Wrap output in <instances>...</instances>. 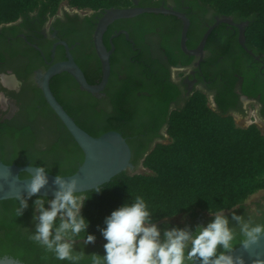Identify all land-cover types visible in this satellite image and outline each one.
Wrapping results in <instances>:
<instances>
[{
  "label": "flooded vegetation",
  "instance_id": "af4514ba",
  "mask_svg": "<svg viewBox=\"0 0 264 264\" xmlns=\"http://www.w3.org/2000/svg\"><path fill=\"white\" fill-rule=\"evenodd\" d=\"M134 5L166 7L186 14L190 20V49L199 45L216 17L222 16L201 0H136ZM105 10L67 4L54 14L37 9L0 24V162L23 154L22 147L14 146L12 135L28 129L43 132L45 140L39 145L45 152L41 154L45 161L42 165L49 173L70 175L82 163V149L46 101L40 81L53 64L68 59L67 51L88 83L95 85L101 81L102 64L95 49L94 33ZM149 15L117 19L108 25L103 43L111 52V72L99 93L82 89L66 71L54 75L49 82L55 97L83 129L95 127L100 134L114 130L126 138L134 168L125 172L132 174L146 169L139 157L156 144L168 141L171 113L197 92L207 95L212 109L224 110L234 119L238 117L242 124L249 120L264 123V53L250 47L247 39L244 45L240 43L238 25L243 26L246 37L249 20L231 16L233 23L216 26L201 59L182 50L181 18L162 13ZM48 118L54 121L53 129L46 126ZM51 131L56 137L48 135ZM53 142H58V146L49 150ZM26 151L38 150L29 147ZM30 162L23 165H40ZM220 213L228 217L230 227L236 226V237L239 230L231 219L233 214L264 221V207L251 212L243 204ZM212 218L213 213L197 210L180 220L165 218L155 224L162 236L172 227L194 232ZM105 242L89 244L104 254ZM219 252L218 247L215 254Z\"/></svg>",
  "mask_w": 264,
  "mask_h": 264
},
{
  "label": "trees",
  "instance_id": "16d2710c",
  "mask_svg": "<svg viewBox=\"0 0 264 264\" xmlns=\"http://www.w3.org/2000/svg\"><path fill=\"white\" fill-rule=\"evenodd\" d=\"M63 1L0 0V24L15 21L37 9L54 14ZM66 1L72 7L93 10L124 8L133 4V0ZM201 1L210 5L218 15L249 20L247 42L256 51L264 53V0ZM145 14L150 16V13ZM47 122L46 126L53 129L54 121L48 118ZM86 130L93 136L100 134L95 127ZM42 133L27 129L13 134V144L22 147L23 154L5 163L16 161L23 165L31 161L42 165L45 162L41 156L45 152L39 145L45 140ZM48 135L56 137L54 131ZM168 135L167 142L156 144L139 157L143 158V165L151 174L124 171L102 185L99 191L84 192L87 199L81 214L88 221L85 236L71 237L76 241L72 242L73 255L83 254L80 260H56L52 253L30 239L38 223V219H34L38 217L34 201L37 198L51 199L40 196L28 197L27 207L20 216L16 215L18 201L15 198L0 200V258L8 256L25 264H90L91 254H104L86 242V235H94V241L105 240L101 232L105 218L137 195L144 197L151 212V222L156 223L195 210L210 213L230 210L242 206L251 195L264 190V133L256 124L238 126L226 111L212 109L203 92L195 93L183 107L171 113ZM56 146L58 142H53L49 150ZM29 147L38 151L28 153ZM26 175V172L20 173L21 178ZM239 245L238 235L232 249L221 248V252L213 257Z\"/></svg>",
  "mask_w": 264,
  "mask_h": 264
},
{
  "label": "clouds",
  "instance_id": "9594fccd",
  "mask_svg": "<svg viewBox=\"0 0 264 264\" xmlns=\"http://www.w3.org/2000/svg\"><path fill=\"white\" fill-rule=\"evenodd\" d=\"M47 172L43 165L28 171L27 196L19 192L15 195L17 216L27 207V198L47 184ZM6 176L0 173V179ZM66 176L56 175L54 183L59 187L52 199L34 201L38 212L34 219H38V223L30 239L52 253L56 260L75 262L83 254L73 255L70 240L72 236H85L88 221L81 209L87 197L84 192L77 193V179H65ZM99 190L98 186L95 191ZM231 219L238 225L240 244L245 249L264 237V222L236 214ZM104 225L101 229L106 241L104 255L91 254L90 264H209L218 247L230 250L236 238V226L230 227L228 217L220 212L213 213L212 220L206 226H197L194 232L172 227L161 236L156 224L151 222V212L141 195L111 211ZM85 239L92 242L95 237L87 234Z\"/></svg>",
  "mask_w": 264,
  "mask_h": 264
},
{
  "label": "water",
  "instance_id": "95a60500",
  "mask_svg": "<svg viewBox=\"0 0 264 264\" xmlns=\"http://www.w3.org/2000/svg\"><path fill=\"white\" fill-rule=\"evenodd\" d=\"M135 1L136 0H133V2ZM143 13L170 14L181 18L183 21L181 31L182 50L188 55H199L201 59L204 54L207 39L213 29L222 22L233 23L231 16H217L216 22L204 33L199 45L194 49H190L187 47L190 20L186 14L166 7H142L135 5L124 8L112 7L105 10L103 16L97 23L94 33L95 49L102 64V78L98 84L92 85L88 83L82 69L75 62L69 51H67V60L53 64L43 74L40 84L46 101L60 118L84 154V159L77 170L73 174L65 177V179H77V193L95 190L98 186L100 188L114 176L127 169H133L134 167L131 163V148L126 138L118 131L112 130L99 136H93L78 125L53 94L50 88V79L54 75L66 71L76 79L82 89L95 94L99 93L106 86L111 72V52L108 51L103 43L104 32L108 25L117 19L131 18ZM245 24L247 25L248 23ZM238 26L240 28V43L244 45L246 39L245 29L240 24ZM63 44L68 49L67 44L65 42H63ZM235 122L241 127H247L251 123H254L249 120L246 124H242V121L238 117H235ZM256 125L264 133V123L259 121ZM34 167L33 165H17L0 162V173L7 174L6 179H0V200L13 199L15 198L16 192H19L23 196H27L25 185L28 183V179L27 177L21 178L20 173L34 171ZM46 175L47 184L33 196L52 199L59 186L54 183L55 174L47 172ZM245 206L251 212L259 207H264V197ZM237 257H240L241 260H237ZM241 262L242 264H264V237H261L256 243L251 244L247 249L240 244L235 249L219 257L210 258L209 260V264H241ZM0 264L25 263L12 257L4 256L0 258Z\"/></svg>",
  "mask_w": 264,
  "mask_h": 264
},
{
  "label": "rangeland",
  "instance_id": "374dc122",
  "mask_svg": "<svg viewBox=\"0 0 264 264\" xmlns=\"http://www.w3.org/2000/svg\"><path fill=\"white\" fill-rule=\"evenodd\" d=\"M68 3H67V1L65 0V1H63L61 4H60V6H63V5H67ZM69 5V4H68ZM59 6V7H60ZM135 173H139V174H151L152 172L150 171V170H148V169H142V168H140V169H138ZM135 173H133V174H135ZM130 174H132V173H130ZM264 197V190H260V191H258V192H256V193H254L253 195H251L246 201H245V203H244V205H247V204H249V203H252V202H255V201H257V200H259V199H261V198H263ZM50 200V199H49ZM46 207H48V204L46 203ZM197 210H195V211H193V212H196ZM188 213H190V212H187V213H183V214H179V215H177V216H174V217H171V218H167L166 220H171V221H176V220H180V219H182L184 216H186ZM72 240V239H71Z\"/></svg>",
  "mask_w": 264,
  "mask_h": 264
},
{
  "label": "built area",
  "instance_id": "2783aa9c",
  "mask_svg": "<svg viewBox=\"0 0 264 264\" xmlns=\"http://www.w3.org/2000/svg\"><path fill=\"white\" fill-rule=\"evenodd\" d=\"M251 124H254V123H251ZM251 124H250V125H251ZM250 125H248V126H250ZM248 126H247V127H248Z\"/></svg>",
  "mask_w": 264,
  "mask_h": 264
}]
</instances>
